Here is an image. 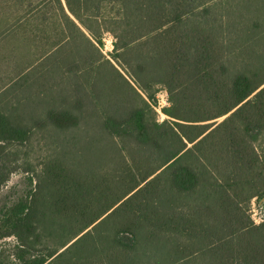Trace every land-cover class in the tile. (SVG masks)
Instances as JSON below:
<instances>
[{
	"label": "trees",
	"instance_id": "obj_1",
	"mask_svg": "<svg viewBox=\"0 0 264 264\" xmlns=\"http://www.w3.org/2000/svg\"><path fill=\"white\" fill-rule=\"evenodd\" d=\"M221 1L0 0V238H15L0 264H264V0ZM107 33L141 93L106 62L142 105L115 108L97 136L58 138L38 192L30 177L4 191L11 147L91 124L55 108L54 90L97 85L85 74ZM18 43L28 62L8 70ZM160 87L162 122L148 117ZM103 224V243L58 262ZM44 238L59 244L36 252Z\"/></svg>",
	"mask_w": 264,
	"mask_h": 264
},
{
	"label": "rangeland",
	"instance_id": "obj_2",
	"mask_svg": "<svg viewBox=\"0 0 264 264\" xmlns=\"http://www.w3.org/2000/svg\"><path fill=\"white\" fill-rule=\"evenodd\" d=\"M237 1L238 0H222L221 4L224 2L225 5L232 6ZM113 41L114 39L112 35L107 33L103 37V44L100 46L96 44L101 55L99 57V63L102 64L98 70L93 69L92 72L89 71V73L85 74L88 79L91 76L95 77L93 78V81L95 79L94 84L97 85L93 87V89L89 87L79 93V91H76L77 89L75 88V86L71 84L70 81L67 82V78H64L59 82L58 86L54 90V94L56 97V104H54L55 108L61 110H69L74 113V115L81 118L82 128H84L85 121H90L91 124L88 127H85V129H71L68 132H63L59 129L51 128L44 130L35 129L28 142L23 145L11 147L10 150L13 151L12 155L14 159H16L18 169L16 172L10 175L9 181L6 184L4 191L9 190V192L13 193V195L24 194L25 191L30 187L27 179L28 177H30L32 179L31 186L35 188V190L37 189L38 192L37 186L41 181L40 178L43 163L50 159L52 156H57V153L61 150V144L59 142H56L58 138H65L68 135L75 133L80 134L84 130H88V134L97 136V134H99L98 132H100L97 125L101 124L105 116L120 115L116 114L115 108L120 107V109H123L124 107L129 108L131 106L142 105V101L136 94L135 90L139 91L140 93L141 91L136 86L133 78L129 75L124 66H122L119 62L114 61L113 59ZM23 48L24 47L19 43L16 44V49L10 54L11 63L6 66L8 70L16 71L17 69L21 68L22 65H25L28 62V59L26 58L28 54L25 53V50ZM107 60H109L118 69V71L126 78V80L132 85L135 90L131 89L127 82H125V80H120L116 72H112L110 70V66L108 62H106ZM99 75L102 78L100 83L98 79ZM94 88H96V91L100 89L103 93H105V96L101 98H95V95L93 94ZM160 88V92L157 94L158 105L152 107L151 110L148 111V117L151 119H155L158 122H162L163 120L167 119L166 115L162 113L161 109L168 104L167 93L163 87ZM47 94H49V92H47ZM120 101H123V103ZM43 102L45 103L41 106V108L46 107V109H48V107L52 106L51 103H47L48 101ZM111 103H113V105ZM43 112L45 111H42V114L40 115H43ZM224 118L225 116L212 121H208V123H218ZM102 149H104L103 151L106 150L105 147ZM40 185L42 186V182L40 183ZM249 213L251 218L254 219V222L258 223L259 218L256 215V210L254 209L253 202L250 206ZM91 228L92 226L85 231L90 230ZM107 230L108 229L106 224L97 226L96 229L92 232L91 236H89L88 238H83L78 243L73 245L71 249H69L63 255V257H61V259H59L58 262H67L71 255L76 256L84 253L85 250H87L91 245H97L99 243V240H101L103 243L104 241L101 237L105 235ZM50 239L52 238L41 239L39 244L35 246V251L44 252L45 246L49 247V249L56 248L59 242L55 239ZM74 240L70 241L67 246H69ZM14 242L15 238L13 236L0 238V251H3L5 253L11 252V248ZM63 249H61V251Z\"/></svg>",
	"mask_w": 264,
	"mask_h": 264
}]
</instances>
